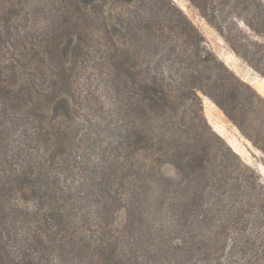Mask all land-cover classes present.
Masks as SVG:
<instances>
[{"label": "trees", "instance_id": "16d2710c", "mask_svg": "<svg viewBox=\"0 0 264 264\" xmlns=\"http://www.w3.org/2000/svg\"><path fill=\"white\" fill-rule=\"evenodd\" d=\"M188 1L264 77V0ZM202 95L264 154V96L174 0H0V264H264V181Z\"/></svg>", "mask_w": 264, "mask_h": 264}, {"label": "rangeland", "instance_id": "374dc122", "mask_svg": "<svg viewBox=\"0 0 264 264\" xmlns=\"http://www.w3.org/2000/svg\"><path fill=\"white\" fill-rule=\"evenodd\" d=\"M174 1L185 11L189 18L204 34L211 48L218 55V57L223 60L231 69H233L237 75H239L245 81L249 82L259 93L264 96V77L258 74L244 60L238 57L230 49V47L219 35V33L202 18V16L189 3L188 0ZM84 63L86 64V67H89L88 65H90V62L88 60H86ZM79 76H81V73L79 74ZM90 86L92 90H97L96 80L91 82ZM46 101V98H42L40 101V106H43ZM202 102L204 113L209 123L231 144V146L240 154V156L249 165L254 167L259 172L262 180L264 181V154L255 147H253L251 143L239 133L237 128L228 120V118L223 114V112L207 96L202 95ZM55 114L56 110L54 108H51L49 110V115H52L53 118ZM64 160L59 162V165L56 168L53 167L52 170H55L56 174H59V182H62V184L64 185L69 180L71 182V186H69L70 189L72 191L77 190V181L82 175V170L80 171L82 163L79 161H72L71 158L66 160V162H64ZM64 166L67 167L64 168ZM56 177H58V175H56ZM51 179H53V177ZM99 217H101V215H97L94 217H84V223L85 225L94 228L99 220ZM115 220L118 224L116 225L121 228L120 225H122L125 221V212L123 208H120V210L115 211ZM122 232L123 230L119 232H114V234L119 235ZM124 235L127 236L128 234L124 233Z\"/></svg>", "mask_w": 264, "mask_h": 264}]
</instances>
